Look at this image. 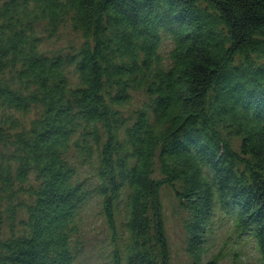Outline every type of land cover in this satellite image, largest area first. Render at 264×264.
<instances>
[{
  "label": "trees",
  "instance_id": "1",
  "mask_svg": "<svg viewBox=\"0 0 264 264\" xmlns=\"http://www.w3.org/2000/svg\"><path fill=\"white\" fill-rule=\"evenodd\" d=\"M164 189L188 264L217 212L264 264V0H0V264H75L93 199L118 264H172Z\"/></svg>",
  "mask_w": 264,
  "mask_h": 264
},
{
  "label": "rangeland",
  "instance_id": "2",
  "mask_svg": "<svg viewBox=\"0 0 264 264\" xmlns=\"http://www.w3.org/2000/svg\"><path fill=\"white\" fill-rule=\"evenodd\" d=\"M38 31L42 33L45 41L43 49L48 53L62 52L68 54L70 50L78 48L82 43L80 37L72 32L69 25L59 28L55 34L50 36L43 28L38 29ZM171 50L172 43L165 39L160 48V55L165 61ZM131 97L130 105L126 108L127 114L140 108L144 102V96L140 93L131 94ZM32 118L33 115H30L27 117L29 121L22 122L27 125ZM71 158L72 164L78 170L79 181L86 182V186L90 185L94 175L93 168L77 162L74 155ZM160 196L171 262L172 264H188L184 254L183 223L185 215L179 210L174 193L170 189H164ZM83 210L80 234L73 243L77 252L79 250L75 264H118V261L113 257L115 249L111 242L110 233L101 217L98 199H93V202L89 203ZM220 216L222 215L219 212L215 215L213 235L210 241L211 255L205 262L218 256V264H233L236 262L235 257L239 256L243 264H260L254 248L244 241V237L238 238L231 230L232 221L230 218L223 219ZM114 243L116 248L117 241Z\"/></svg>",
  "mask_w": 264,
  "mask_h": 264
}]
</instances>
